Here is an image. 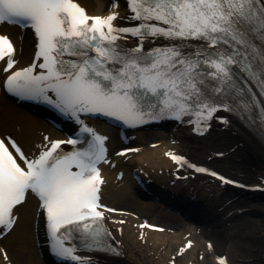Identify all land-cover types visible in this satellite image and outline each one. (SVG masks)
<instances>
[{"label":"snow or ice","instance_id":"6c2138e0","mask_svg":"<svg viewBox=\"0 0 264 264\" xmlns=\"http://www.w3.org/2000/svg\"><path fill=\"white\" fill-rule=\"evenodd\" d=\"M127 3L133 14L131 19L140 21L137 26H114L115 14L90 16L75 0H0V24L31 27L38 39L35 61H42L9 75L7 90L55 104L77 122L81 113H99L132 122L151 116L149 109L157 100L172 113L195 109L198 114L211 117L217 108L204 98V76L217 81L215 87L223 93L232 84L234 71H239L264 90V48H257L248 39L257 31L264 37V0ZM118 34L196 40L203 47L193 49L191 54L171 46L147 56L137 55L143 52L142 43L135 49H123L117 43L123 38ZM15 52L12 40L0 34V61L6 60L5 72L15 67ZM37 67L43 71L36 73ZM234 91L242 93L243 89ZM239 105L248 107L242 95ZM83 132L93 138L87 149L58 152L63 144L75 146L82 141L78 137L56 140L31 160L10 137L0 138V228L11 230L16 220L14 209L31 191L46 212L52 246L57 254L71 260L79 257L74 255V248L66 246L68 226L91 236L106 231L97 223L104 219L103 212L98 211L103 207L98 194L104 181L97 165L106 161L107 138L87 126ZM10 149L18 154L23 167ZM171 158L177 163L183 161L179 156ZM74 167L78 171H72ZM141 227L164 231L147 223ZM3 256L8 259L6 252ZM220 264H226V259L221 258Z\"/></svg>","mask_w":264,"mask_h":264},{"label":"bare ground","instance_id":"6f19581e","mask_svg":"<svg viewBox=\"0 0 264 264\" xmlns=\"http://www.w3.org/2000/svg\"><path fill=\"white\" fill-rule=\"evenodd\" d=\"M79 1L91 14L106 13L110 5L103 0ZM119 12L121 16L125 15L123 7H120ZM10 27L6 28L12 32L17 45L15 60L18 67L22 68L32 61V51L29 43L23 41L22 34L14 27ZM26 118L28 120H25ZM220 118L209 121L208 129L205 130L206 133L203 136L195 135L192 131L193 126H182L179 135L182 143L179 147L169 143V138L165 132H150L148 135L153 141L149 139V136H145L144 141L146 144H139V146H143L142 151H136L126 158L112 157L110 166H103V175L105 177L103 194H110L106 197L105 203L115 209V212L110 216L116 219V223L111 222V227L114 228L115 232L113 231V235L121 243L122 252L125 256L123 258H112L84 255L88 262L92 264H150V260L153 261V257L147 255V252L141 253L145 247L149 248L148 252L153 251L155 254L161 253V250L165 248L167 251L163 254L162 259H168L169 263L175 260L178 262L180 261L177 256L179 247L185 246L187 241L193 242L194 240L192 235L190 238L185 239V235L192 233L189 230L183 234L179 232L172 234L150 232L145 244L138 240V231L142 232L144 230L141 225L155 216L150 210L156 207H163V203L157 202L150 197L147 203L142 202L144 205L143 209L133 205L131 200L128 199L126 191H124L125 182L128 179L130 180L132 171L145 170L146 175H149L148 177L152 180L149 190H152L154 195L164 192L173 196V200L177 203L187 204L190 202L189 204L194 207L195 212L199 214L202 221L205 217L207 219L211 215L213 216V210L226 208V214H230L235 210L231 217H239L241 221H246L249 215H259L263 217L264 227V199L249 193L232 191L227 187L221 186L215 180H196L192 178V173L183 169L178 170V166L169 158L172 151L176 150V152L186 155L193 162L208 165L248 185L264 186V151L260 144L249 134H244V131L243 134L233 131L229 128L226 121H220ZM46 127H48L46 123L40 124L28 112L17 108L14 103L1 94V134L15 138L29 156H36L45 148L44 135L47 133L53 134V130L49 131ZM174 135L177 136L176 134ZM149 141L155 143L152 146L153 149L150 148ZM111 145L112 142H110ZM160 171L163 172L161 175ZM121 173H124L123 179L119 177ZM177 175H181L184 180H176ZM171 181L176 182L174 187L171 186ZM129 184L131 185V181ZM133 191L138 192L139 188ZM130 192H132V189ZM190 198H193L194 201ZM197 200L200 201L196 202ZM108 201L110 203H107ZM205 208L209 212L206 216L202 212V210L205 211ZM36 210L37 204L31 198L18 208L17 211L20 217L14 229L0 241V264L43 263L37 259ZM241 210L243 213L240 214ZM135 214L138 215L136 219L134 217ZM155 218L160 221H167L166 218L160 215L155 216ZM121 220L124 221L122 226L119 225ZM202 221L198 222V224L202 223ZM136 223L138 224V229L134 228ZM170 223L173 222L170 221ZM173 224L177 226V223ZM252 224L253 227H256L255 222ZM120 227H123L122 232L118 231ZM153 235H161L163 239L154 241ZM252 239L246 242L240 240L233 246L231 245L230 249L225 247L224 242H222L224 241L223 239L215 240L214 251L211 254L207 247V243L212 240L210 238L206 241L205 250L193 246L191 252H202L206 257L212 255L214 257L213 262H210L209 258L203 262L193 259L192 264H216L217 256L225 254L228 255L231 264H264V238L261 240ZM5 252L8 256L7 260L3 256ZM173 255H176V259H173Z\"/></svg>","mask_w":264,"mask_h":264},{"label":"rangeland","instance_id":"374dc122","mask_svg":"<svg viewBox=\"0 0 264 264\" xmlns=\"http://www.w3.org/2000/svg\"><path fill=\"white\" fill-rule=\"evenodd\" d=\"M254 159L256 160V158H254ZM159 210L161 213L166 214V210H164V209H159ZM243 217H245V216H243ZM172 219L176 220L175 218H172ZM261 219H263V218L259 215H249L247 217V220H246L247 222L244 220L241 221L239 218L237 220V222L232 223L231 226L223 227V236L226 237V239L228 240V241H226V246L230 247L231 245H233L234 243H236L240 240H242L244 242H246L247 240L248 241L253 240L252 238L261 240L262 234H264V231L262 230L263 228L261 227V224H262ZM156 222H158V221H156ZM253 222H256V227H253V224H252ZM158 223H165V222H158ZM165 224H167V223H165ZM179 227L180 228L183 227V224H180ZM189 228H194V227L186 226L183 228V230H181V232L185 231L184 229H189ZM199 231L200 230L196 231L197 237H198L197 241L199 242L200 246L202 247L203 245H205V242L207 241L208 237H207V234L203 235V236L200 235ZM154 237L157 239L162 238V236H154ZM227 242H228V244H227ZM192 257H196V254L190 253L186 260L192 259ZM209 258H211V257H209ZM156 261H158V259ZM162 264H168V263L163 262Z\"/></svg>","mask_w":264,"mask_h":264}]
</instances>
